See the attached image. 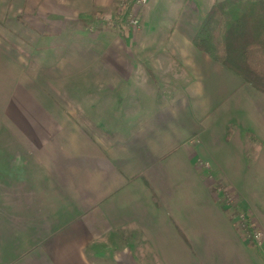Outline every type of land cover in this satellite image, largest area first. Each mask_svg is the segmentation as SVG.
<instances>
[{
	"label": "crops",
	"instance_id": "1",
	"mask_svg": "<svg viewBox=\"0 0 264 264\" xmlns=\"http://www.w3.org/2000/svg\"><path fill=\"white\" fill-rule=\"evenodd\" d=\"M160 1H146L134 33L113 15L130 0H0V264H264V188L255 179L264 173V95L191 43L221 0ZM136 35L148 59H173L187 78L179 96L64 95L80 89L63 84L70 78L84 85L106 70L131 93ZM204 91L221 105L219 137L211 128L201 136L188 105ZM222 145L239 152L231 168ZM226 189L262 232L260 244L219 203Z\"/></svg>",
	"mask_w": 264,
	"mask_h": 264
},
{
	"label": "rangeland",
	"instance_id": "2",
	"mask_svg": "<svg viewBox=\"0 0 264 264\" xmlns=\"http://www.w3.org/2000/svg\"><path fill=\"white\" fill-rule=\"evenodd\" d=\"M152 1L153 0H148V5L151 4ZM159 3L162 5H174L175 0H161ZM128 4L130 5L128 7L127 6L122 7L121 4L120 7H118L120 8L118 12L117 10H114L113 13L114 20H116L117 23H120L123 26V31L129 30L130 32L138 33L140 31L139 14L141 9L146 5V3L143 5H137L136 0H130ZM117 6H119V4ZM96 16L98 17L99 20H101V22H103L102 24L110 20L109 18L110 14L107 13H101V14L98 13ZM132 18L136 19L137 24L133 25L131 23ZM140 38L141 37L140 36L137 37V35L134 38L135 39L134 44L130 45V49L133 51L132 59L131 60L127 59L128 63L132 66L133 70L136 72L132 77H130L129 82L127 83V85H132L131 93L126 92V89H128V87H126V83L124 80L120 81L119 78L114 77L111 72H108L109 70H106V75L99 78V80L98 78H94L92 76L85 78L84 85H81L80 81H78L77 78H70L69 83L68 81L64 83L62 82L63 84H65V86L69 85L68 87L70 88H77V89L80 88L78 89V92H74L71 94L68 93L64 95L69 97L68 99L70 100L77 99L78 97L81 100L84 99L109 100L108 97L112 99L113 97L118 96L121 97V100L132 99L134 102H136L141 99L140 97L142 95L144 96L145 94V96H148V99L152 101L154 100L160 101L157 103H163L167 101V99H171L174 96L176 97L179 96L181 87L187 81V78L181 74H178L179 67L176 65L173 59L171 60L148 59L150 58L149 55H147L146 52L143 51L145 49V46H143L142 42L145 41V39L141 40L142 42L140 43L139 42ZM152 48L153 46L151 47L148 46V49H151V51H153L154 53L153 55L155 56L156 49L153 50L155 47L153 49ZM146 55H147V59H146ZM64 64L65 65L63 67L68 66L66 62H64ZM91 68H100L102 70V69H106L107 67L106 65L101 63L100 66L99 64L97 65L95 64ZM172 76L175 77V80L171 78ZM39 79L41 80V78L38 77V80ZM58 84H61V82H59ZM77 85L80 86L78 87ZM99 85L101 86L100 88ZM107 87H113L114 90L117 88L118 89L115 90L116 92L114 91L112 93L111 92L108 93ZM87 89H88L87 92L89 93L85 92V90ZM142 89H144L145 92L141 91ZM80 90L83 92L81 93ZM134 91H136L137 93ZM197 95H196L197 97L196 96H191L190 98L187 97V100H188V105L192 106V108L194 109L192 111V115L197 117L198 120L200 119L197 128L201 130V136L204 138L206 136V132L209 131L210 128L213 131V136L215 137L221 136L222 128H220V126H218L216 122L219 117L218 116L219 112L221 111L220 109L221 105H219V107L217 108H214L213 104L215 103V99H216L214 98L215 94L212 92L210 93L208 91H204ZM139 102L140 101H138L137 103ZM253 104L255 105L254 102ZM229 127L230 128L227 129L228 133H230L229 132L230 129H233V126L230 125ZM214 144L216 145L217 143ZM217 146H221V144L218 143ZM221 148H216V149L212 148V150H214V154L221 156V152H222ZM223 150L225 152V155H227V157L221 156L223 157V159H225L222 162L229 164L230 165L229 168H231V164L235 165L237 159L236 156H238L239 152H236V150L231 149L229 147L227 148L226 146H223ZM244 171L245 172L240 173V175L243 176L244 181L246 182L253 181L254 171L249 169H244ZM226 175L227 176L231 175L232 177H236L235 173L230 174L229 169H228V174ZM208 178L209 180H213V181L215 179L213 176L212 177L210 176ZM255 179L258 180L259 184L262 185V188H264V173H262L261 176L258 173L255 176ZM218 192H219L218 193L219 203L226 206V211L232 217L233 223L238 230L241 231V228L239 227V220L241 215L249 219V222L253 224V228H257L258 230H260L252 220L251 215H249L245 210L241 208V206L237 204V197L232 189L224 190L225 192L224 195L221 193V190H218ZM262 241L263 238L261 242Z\"/></svg>",
	"mask_w": 264,
	"mask_h": 264
},
{
	"label": "trees",
	"instance_id": "3",
	"mask_svg": "<svg viewBox=\"0 0 264 264\" xmlns=\"http://www.w3.org/2000/svg\"><path fill=\"white\" fill-rule=\"evenodd\" d=\"M206 54L264 95V0H221L203 14L191 36ZM249 219L243 233L248 238Z\"/></svg>",
	"mask_w": 264,
	"mask_h": 264
},
{
	"label": "built area",
	"instance_id": "4",
	"mask_svg": "<svg viewBox=\"0 0 264 264\" xmlns=\"http://www.w3.org/2000/svg\"><path fill=\"white\" fill-rule=\"evenodd\" d=\"M145 3L146 0H136L137 5H143ZM131 23L133 25L137 24L136 19L132 18ZM245 219L246 218L244 216L242 215L240 216L239 227L241 228V231H243V229L245 228ZM247 228L250 230V232L248 233V238H250L252 241H254L257 244H260L263 238L262 232L257 228H253V224L250 222H248Z\"/></svg>",
	"mask_w": 264,
	"mask_h": 264
}]
</instances>
